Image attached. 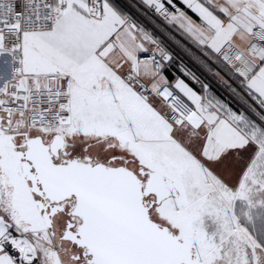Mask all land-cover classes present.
Returning <instances> with one entry per match:
<instances>
[{
    "label": "snow or ice",
    "instance_id": "6c2138e0",
    "mask_svg": "<svg viewBox=\"0 0 264 264\" xmlns=\"http://www.w3.org/2000/svg\"><path fill=\"white\" fill-rule=\"evenodd\" d=\"M0 264H264V0H0Z\"/></svg>",
    "mask_w": 264,
    "mask_h": 264
}]
</instances>
